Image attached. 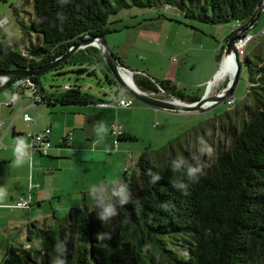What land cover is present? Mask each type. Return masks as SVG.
I'll use <instances>...</instances> for the list:
<instances>
[{"label": "trees", "instance_id": "16d2710c", "mask_svg": "<svg viewBox=\"0 0 264 264\" xmlns=\"http://www.w3.org/2000/svg\"><path fill=\"white\" fill-rule=\"evenodd\" d=\"M262 1L32 0L29 26L18 22L25 36L30 37L29 30L41 35L42 44L31 43L24 57L0 39V70L40 68L80 38L114 31L109 17L122 8L160 3L165 12L173 5L188 20L220 25L252 19ZM216 57L220 60L221 54ZM92 63L110 72L94 46L77 50L49 71L96 75ZM243 70L249 76L244 117L239 127L231 121L222 124L231 134L229 146L212 148L197 164L181 161L173 151L165 155L170 142L155 151L146 146L131 171L111 188L110 201L91 208L71 205L64 216L54 215L52 225L32 220L24 228L27 242L10 244L1 264H264V35L245 48ZM30 78L48 107L104 101L79 85L46 94L40 75ZM133 80L145 92L156 93L159 86L185 102L201 96L166 79L133 74ZM9 86L11 81L0 84V92ZM136 138L129 132L117 137ZM109 207L113 211L106 214Z\"/></svg>", "mask_w": 264, "mask_h": 264}, {"label": "crops", "instance_id": "0c3cea01", "mask_svg": "<svg viewBox=\"0 0 264 264\" xmlns=\"http://www.w3.org/2000/svg\"><path fill=\"white\" fill-rule=\"evenodd\" d=\"M160 26L156 31H149L142 35L147 37L150 43L155 44L162 37L163 30ZM226 38L227 36L224 37L222 45L216 38H214L215 43L208 42L205 51L208 57L203 60L204 64L200 65L196 72H193L194 68L188 67L192 58L191 54H187V51L191 49L190 46L175 40L169 34L164 39L171 41L172 44L173 41L176 42L181 61L177 58L178 60L165 64L168 55L164 54L165 56L153 61L151 65L146 60L130 63L129 68L133 70V74L144 75L151 80H170L185 91H187L186 87L191 85L195 88V92L191 91L192 94L203 95V91L198 92V90L217 69L221 59L218 60L216 56L221 54L222 58V48ZM37 44H42V41ZM112 51L124 61L123 52L119 46H116L115 50L112 48ZM208 59L214 60L208 61ZM144 65H147V70L143 67ZM226 76L213 78L216 84L214 82L210 84L215 85L213 90L209 86L211 93L222 89ZM219 79H222V82L218 83ZM5 90L8 91L0 96V103L10 98L13 87L9 86ZM122 97L124 96L120 98ZM107 101L111 100L104 99L102 102ZM21 102H23L22 105ZM40 104L42 103L30 106L29 98L21 94L10 106L1 105L0 107V117L5 121L0 127V137L6 144L3 149H0V264L7 247L10 244H20L19 241L25 234L23 229L32 220H35L38 225H52L54 215L64 216L71 205L91 208L103 206L112 199L111 188L120 182L125 172L129 173L135 166L141 150L132 144L129 145L128 142L132 140L119 141L111 132V122L120 123L124 132L138 136L140 133L136 126L139 124H134L135 121L141 120L144 124H149L147 115L149 116L151 112L157 113L160 109L169 110L151 107L143 102L141 107H137L139 109L119 106L101 107L97 103L66 105L68 107L57 104L51 106H56L54 109L48 107L44 110L39 107ZM6 108L12 111L8 113ZM26 110L30 111L31 120L23 119L22 114ZM122 113H126L128 118H124ZM19 116L22 122L26 123V127L18 126L16 121ZM46 126L51 128L50 139L54 140L55 147H52L48 154L34 155L33 165L30 168L26 159L17 156L16 144L19 139L25 138L27 131H39ZM69 129L72 130V138L63 142L62 138ZM169 142L170 140L159 148ZM130 148L134 149V153L129 151ZM28 195L30 196L29 206L13 205L19 197ZM60 212L62 216L58 215ZM42 216H45V219L39 221Z\"/></svg>", "mask_w": 264, "mask_h": 264}, {"label": "rangeland", "instance_id": "374dc122", "mask_svg": "<svg viewBox=\"0 0 264 264\" xmlns=\"http://www.w3.org/2000/svg\"><path fill=\"white\" fill-rule=\"evenodd\" d=\"M167 8L168 9L164 12L163 5L160 3L145 7L133 6L131 8L119 9L116 14L110 15L108 20L110 22L109 25L115 30L107 33L105 39L111 49L113 48L115 50L116 46L120 47V50L123 52L122 57L124 58L125 66L130 67V63L145 62L146 60L149 62V65H151L153 61L161 58L164 54L168 55L165 64L169 61L174 62L178 59L181 61L177 52L178 45L176 42L173 41V45L171 41H165L164 39L166 35L169 34V36L175 38V40L185 42L190 46L191 49L187 51V54H191L192 58L188 63V67L194 68L193 72H196L200 65L204 64L203 60L208 57V53L205 52L208 42H211V44L215 43L216 41L214 38H216L222 45L224 37L228 36V31L232 26V23L210 25L188 20L179 12H174L172 8L176 7L173 5H167ZM159 11H163L161 12L163 15L158 14ZM32 14V0H0V20H4L3 25H0V39L7 41L16 51L23 50L24 53L26 52V56L24 57L28 56V51L25 50V48L30 47V41H32V43L42 41L41 35L31 30H29L30 37L25 36L21 25H19L18 21H21L29 26L30 16ZM161 23L162 26H160ZM159 26L163 30L162 37L157 43L152 44L148 41V38L142 34H147L149 31H156ZM263 27L264 10L261 12L259 19L255 22L252 31L256 33ZM132 43L134 44L131 45ZM172 53L174 54L171 56ZM242 57L243 55L240 57L238 56L240 62ZM214 59H208V61H213ZM219 63L220 62H218V67ZM146 66L147 65H144L143 67L147 70ZM218 67L209 80L215 77ZM89 68H93L96 75H87L86 73L79 74L70 71L65 73L48 71L40 75L39 79L41 86L44 88L43 92L48 94L50 90H63L64 85L72 87L79 85L84 91H87L91 95L111 101H116L117 98L121 96L125 98L132 97L134 101L133 106L127 107V109L142 106V102L131 96L119 83L116 82L115 84H111L107 81L105 73L108 74L109 78H113V76L110 72L106 71L103 64L97 65L96 63H92ZM64 69H69V66H66ZM209 80L205 82L206 84L204 83L200 86L198 92L203 91V93H205ZM220 81L222 82V79H219L217 82L219 83ZM214 84H216V82H214ZM213 88H215V85L211 86L212 90ZM248 88L249 76L247 71L243 70L234 86L232 93L234 102L232 104L219 101L215 105L195 110L160 109L157 113L151 112L149 116L147 115V117H149V124H144L141 120L134 122V124H139L136 128L140 135L128 143L142 151L146 146H149L150 150L159 149L161 145L170 140L169 145H171V148L169 147L163 151L165 155H167L169 151H173L175 156L181 161L197 164L201 159L210 156L212 148L220 147L223 149L229 146L231 134L226 132L222 124L225 125V123L231 121L239 127L244 117V105L242 101ZM186 89L188 93H192L191 91L195 92V88L191 85L186 87ZM7 91L8 90H3L0 92V96ZM214 93L216 92H210L209 94ZM163 98L170 97L163 96ZM22 104L23 102H21V105ZM39 107H42L44 110L48 108V106L44 104H40ZM54 107L51 108L54 109ZM65 107L68 106L65 105ZM6 109L8 113L12 111L9 108ZM26 111L30 113L29 110ZM122 116L126 119L128 118L126 113H122ZM22 121V118L19 116L16 121L18 122V126H25L26 123ZM121 140L122 139H119V141ZM50 142L51 147H55L54 140L52 139ZM129 151L134 153V149L132 148H130ZM158 156L159 155L155 154L154 158ZM49 210H51L50 207ZM60 214L62 216V212L58 213V215ZM44 219L45 216H42L39 221H43ZM24 242H27L25 234L21 237L19 243L23 244Z\"/></svg>", "mask_w": 264, "mask_h": 264}, {"label": "water", "instance_id": "95a60500", "mask_svg": "<svg viewBox=\"0 0 264 264\" xmlns=\"http://www.w3.org/2000/svg\"><path fill=\"white\" fill-rule=\"evenodd\" d=\"M262 10H264V0L262 1V5L257 10L255 16L252 19H250L249 25L255 24ZM245 29H247V27ZM238 37H239V34H233L227 38L225 47L223 49V55L220 60L216 75L214 77L215 79L222 72H223L222 74L225 73V71L223 70V65L225 64V60H226L225 57L232 53L236 65H235V69L233 73L227 74V82H226L225 87L214 94H208L209 86L213 82V79H212L211 82H209L205 93L201 95L196 101H193V102H185L167 92L164 94L170 98L158 97L156 96L157 93L150 94L148 92L141 90L135 84L133 80V70L130 69L128 66H125L124 64L120 63V61L117 59L114 52L112 51V49L106 42L104 34L80 38L75 44L71 45V47L66 52L54 58L53 60L49 61L47 64H45L44 66L40 68H34V69L16 68V69H11V70H0V78L5 77L6 79H9V80H15L19 78H26V77L41 75L53 69L60 62L67 59L71 54H73L77 50L83 49L87 46H94V47H97L101 51L103 59L110 73L112 74L114 80L117 83H119L122 87H124L125 90L131 96L135 97L140 102H143L144 104L149 105L151 107H158V108H164V109H169V110H195V109H200L203 107H208L210 105L216 104L219 101H222L232 96L234 86L238 81L240 70H241V62L233 46L234 40L237 39ZM125 75L130 76L132 80V85L126 81V79L124 78ZM174 99L180 101V103L175 102Z\"/></svg>", "mask_w": 264, "mask_h": 264}, {"label": "built area", "instance_id": "2783aa9c", "mask_svg": "<svg viewBox=\"0 0 264 264\" xmlns=\"http://www.w3.org/2000/svg\"><path fill=\"white\" fill-rule=\"evenodd\" d=\"M248 20L244 21H235L232 23L231 29L228 31L229 34H239V37L234 40L233 46L237 53V55L240 57L244 54L245 48L247 44L258 35H264V27L261 28L258 32L252 31L253 26L255 25H249ZM4 23V20H0V25L2 26ZM247 27V29H245ZM22 56H26V52L24 53L23 50L21 51ZM8 81H11V87H13L11 96L8 100L3 101L0 103L1 105L10 106L13 104L18 97L21 94H24L27 96L30 100V106H33L37 103L42 102V97L39 92L38 87L36 86L35 82L30 78H19L15 80H9L5 77L0 78V84L5 85ZM69 86L65 85L64 89H67ZM158 90L160 93L164 94L165 91L161 89L158 86ZM227 104H232L234 102L232 97H229L225 100ZM133 104L132 97L131 98H125L122 97L118 99L116 102H100L99 105L101 107H131ZM23 119L25 120H31L32 115L24 111ZM4 119L0 117V127L4 125ZM111 132L116 137L120 136L123 133L122 125L117 122H111L110 123ZM50 132L51 128L49 126H46L42 130L39 131H33L29 130L25 133L24 139H19L17 142V156L20 158H26L29 162V164L32 163L33 156L37 154H48L51 147V139H50ZM72 138V130L69 129L64 134L62 141L65 142L67 140H70ZM6 146L5 143L2 142L0 137V147L4 148ZM31 186V185H30ZM14 206H20V207H26L30 205V196L26 197H19L15 203H13Z\"/></svg>", "mask_w": 264, "mask_h": 264}, {"label": "bare ground", "instance_id": "6f19581e", "mask_svg": "<svg viewBox=\"0 0 264 264\" xmlns=\"http://www.w3.org/2000/svg\"><path fill=\"white\" fill-rule=\"evenodd\" d=\"M225 64L223 65V70L225 71V73L224 74H220L219 75V77H222V76H224V75H227V74H229V73H233V71H234V69H235V65H236V63H235V61H234V58H233V55H232V53L231 54H229V55H227L226 57H225ZM124 78L126 79V81L127 82H129L131 85H132V80H131V78H130V76L129 75H125L124 76ZM214 82V81H213ZM210 88H211V85H210ZM210 88H209V90H208V94L210 93ZM174 101L175 102H177V103H180V101H178V100H175L174 99Z\"/></svg>", "mask_w": 264, "mask_h": 264}, {"label": "clouds", "instance_id": "9594fccd", "mask_svg": "<svg viewBox=\"0 0 264 264\" xmlns=\"http://www.w3.org/2000/svg\"><path fill=\"white\" fill-rule=\"evenodd\" d=\"M231 36V35H230ZM140 74H142L141 72H140ZM69 86V85H68ZM155 92H153V93H150V94H154ZM157 94H156V96H158V97H162L163 98V96H166L165 94H162V93H160L159 91L158 92H156ZM166 93V92H165ZM159 94H160V96H159ZM230 97H232V96H230ZM229 98V97H228ZM118 99H120V98H117V100ZM227 99V98H226ZM225 99V100H226ZM116 100V101H117ZM116 101H107V102H116ZM214 105V104H213ZM118 107V106H117ZM124 132V131H123ZM127 168V167H126ZM112 211H113V209L111 208V207H109L108 209H106V214H111L112 213Z\"/></svg>", "mask_w": 264, "mask_h": 264}]
</instances>
